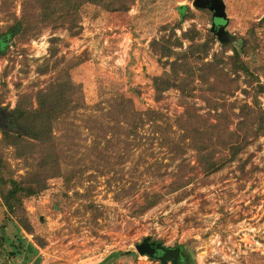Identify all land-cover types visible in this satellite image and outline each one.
<instances>
[{"label":"rangeland","instance_id":"374dc122","mask_svg":"<svg viewBox=\"0 0 264 264\" xmlns=\"http://www.w3.org/2000/svg\"><path fill=\"white\" fill-rule=\"evenodd\" d=\"M193 1L135 0L124 13L85 5L76 37L47 26L29 40L20 31L1 43V112L9 116L22 97L34 104L36 93L54 79V71L38 70L53 38L56 59L73 66L70 78L81 86L85 106L54 122L62 176L24 201L20 216L30 231L8 222L0 198V264H161L138 254L145 238L167 248L181 246L186 264H264V138H249L233 161L209 174L189 146L190 117L207 129L200 137L207 143L215 139L209 128L220 123L233 131L242 121L240 107L252 105L246 80L230 66L243 39L249 45L244 59L264 86V0H222L226 20L195 9ZM22 3L0 0V36L29 13V0ZM181 6L192 13L183 22ZM172 29L184 50L191 43L181 35L188 30L200 33L197 43L211 37L205 62H215L217 70L205 80L199 77L190 96L171 88L175 50L160 39ZM224 33L232 39L222 44L217 36ZM121 98L135 111L157 115L124 122L115 114ZM257 99L264 112V93ZM12 127L0 121V171L21 180L35 170L37 158L18 160L2 144V131ZM215 151L216 161L230 156L227 148L217 145ZM14 225L35 252L23 249L12 260L1 240L17 244Z\"/></svg>","mask_w":264,"mask_h":264},{"label":"trees","instance_id":"16d2710c","mask_svg":"<svg viewBox=\"0 0 264 264\" xmlns=\"http://www.w3.org/2000/svg\"><path fill=\"white\" fill-rule=\"evenodd\" d=\"M29 2L31 10L27 15L23 13L17 24L10 28L8 33L0 36V46L1 43L12 35H17L20 31L21 36L29 40L39 35L42 29L47 26H51L52 29H65L69 36L76 37L82 31L80 10L83 6L91 5L108 13H124L129 11L135 0H29ZM27 3L28 0H23V7ZM23 11L26 12V9L23 8ZM177 12L180 22L192 17V13L186 6L178 7ZM181 36L182 39L191 43L185 50L182 40L175 33V29H172L168 36L161 37L160 42L164 47L175 50L174 60L169 64L171 88L179 91L182 96H190L195 90L194 84L198 78L205 80L207 76L211 77L212 74L214 76L217 66L215 62H205L210 56L209 43L211 37L206 38L204 43H197L201 35L194 29L182 33ZM217 37L222 44L232 39L226 33L222 37ZM56 41L57 39H51V46L48 50L49 58L38 69L41 75L54 71V79L46 89L36 93L34 104L29 97H22L11 114L5 119V121H11L13 127L10 130L2 131L1 142L14 150L16 159L37 158L35 170L28 172L21 180H15L12 175H3L0 171V198L6 211V219L11 224L16 221L17 225L29 231L30 225L27 218L20 216L23 213L24 201L39 195L44 190L48 180L62 176L53 134L54 122L81 110L85 106L81 86L74 84L70 78V70L73 66L67 63L63 67L60 65L63 61L56 59L57 52L54 47ZM248 48V42L243 39L234 48L233 56L230 58L233 73H240L244 77L245 83L253 94L252 105L243 104L240 107L242 121L238 122L233 131L227 130V125L220 123L209 128L208 131L213 132L211 135L215 136V139H209L205 143V140L202 141L200 137L208 133L207 129L196 123V117H190L193 120L191 125L194 126V130L189 146L196 152L197 162L204 174L214 172L233 161L240 150L249 145L247 142L249 138L251 140L264 138V112L257 99L260 94L264 93V86L259 83L244 59L246 55L249 56ZM243 93L247 94L248 92L243 91ZM119 100L116 103L119 110L115 114L124 122L129 119L142 122V117L151 120L150 118L157 115L156 112L152 111H135L129 100L124 98ZM129 107L132 109L130 112H128ZM214 140L219 147L228 149L230 153L228 159L223 161L214 159L217 146L216 143H212ZM154 198L156 197L154 196L152 199ZM153 201L156 203L155 200ZM154 202L146 205V208L153 207ZM17 225H14L17 244L11 238L2 237L1 240V246L8 243V247L11 249L8 252V257L12 260L20 255L23 249L27 253L35 252L32 244L20 238ZM4 229L3 226L1 232Z\"/></svg>","mask_w":264,"mask_h":264},{"label":"water","instance_id":"95a60500","mask_svg":"<svg viewBox=\"0 0 264 264\" xmlns=\"http://www.w3.org/2000/svg\"><path fill=\"white\" fill-rule=\"evenodd\" d=\"M192 6L195 9L208 10L212 13L214 19L226 20L225 4L222 0H194ZM4 114V112L0 111V117ZM136 250L139 255H146L151 259L156 258L161 264H167L168 262L170 264H186L187 262L181 246L167 248L160 242L154 241L149 243L148 238H145L139 245H137ZM155 252H160L161 255L155 257Z\"/></svg>","mask_w":264,"mask_h":264},{"label":"flooded vegetation","instance_id":"af4514ba","mask_svg":"<svg viewBox=\"0 0 264 264\" xmlns=\"http://www.w3.org/2000/svg\"><path fill=\"white\" fill-rule=\"evenodd\" d=\"M8 116L6 115V114H4V115H2L1 117H0V121H3V122H5V119L7 118ZM151 242H154V241H152V240H150L149 239V243H151ZM156 242V241H155ZM175 248V247H174ZM183 252V251H182ZM161 255V253L160 252H155L154 253V256L155 257H158V256H160ZM156 259V258H155ZM169 263V262H168ZM167 263V264H168ZM181 264V263H180Z\"/></svg>","mask_w":264,"mask_h":264}]
</instances>
